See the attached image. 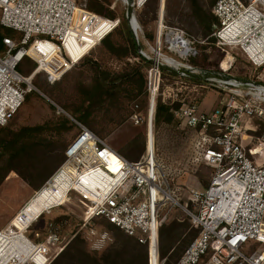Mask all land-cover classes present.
I'll return each mask as SVG.
<instances>
[{"label":"built area","instance_id":"2783aa9c","mask_svg":"<svg viewBox=\"0 0 264 264\" xmlns=\"http://www.w3.org/2000/svg\"><path fill=\"white\" fill-rule=\"evenodd\" d=\"M124 1L127 10L128 0ZM148 1L132 0L129 24L141 46L140 54L168 64L162 52L166 49L173 54L168 56L176 68L206 75V81L219 83L229 93L211 112L196 105L176 111L187 126L200 132L196 159L212 166L214 173L207 187L188 190L184 208L197 233L173 264H264V162L259 160L263 152L255 153L242 141L248 119L258 117L264 122V0H217L212 8L219 24L209 37L221 49H239L260 71L256 78L244 80L229 73L230 66L207 74L195 64L193 60L201 53L199 44L205 41L168 24L161 9L154 44L149 43L155 56L148 55L141 45L143 30L137 19V12ZM121 23L120 17L99 14L78 0H0V128L13 119L32 89L30 83L24 87L28 80L18 70L24 59L35 62L36 70L55 82ZM48 44L51 50H45ZM76 48L80 52L74 54ZM162 75L161 66L150 62L148 111L144 115L136 104L131 114L133 123L145 124L147 130L145 151L138 159L128 158L71 117L78 132L67 145L64 161L34 194L52 186L70 198L76 195L86 203L81 207V229L94 250L110 240L106 228L92 223L102 219L145 245L148 264H167V257L161 255L160 230L169 219L166 206L174 200L155 138L151 143L149 136L154 132ZM62 205L44 209L39 217ZM31 224L24 225L22 233L11 232V225L0 229V264H52L68 245L59 222L49 221L34 238L26 233Z\"/></svg>","mask_w":264,"mask_h":264},{"label":"rangeland","instance_id":"374dc122","mask_svg":"<svg viewBox=\"0 0 264 264\" xmlns=\"http://www.w3.org/2000/svg\"><path fill=\"white\" fill-rule=\"evenodd\" d=\"M91 5L93 1L103 5V13L120 17L122 23L108 39L114 44V51L101 42L88 55L77 62L63 77L50 82L44 71L36 70L37 64L26 58L20 65V71L32 86L23 105L13 119L0 128V137L9 138L21 126H36L52 123L48 130L36 134L30 152L17 155L12 161L8 156L0 162V229L10 226L12 231L24 229L30 225L27 235L34 238L35 233L42 234L49 221L61 224L68 236L65 251L52 264H147L146 249L136 238L127 235L118 228L107 227L106 221L95 219L92 223L99 229L110 232V240L99 250H94L84 236L82 205L76 195L65 200L62 206L32 222L24 223L22 212L31 197L49 179L64 158V147L77 134L78 128L73 118L83 122L114 148L130 159H137L145 151L146 125H136L131 120L135 105L138 104L144 115L148 111L147 70L149 59L128 49L129 36L134 38L126 18L124 0H78ZM149 0L137 12V19L142 27L141 45L148 55L155 56L150 47L154 44L157 19L164 11L168 24L184 28L204 43L199 44L200 56L194 59L207 74L219 72L221 67L230 66L229 73L241 78H256L260 71L256 69L237 48L221 49L206 32L201 23L204 13H212L216 0ZM130 29V30H129ZM8 31V30H7ZM6 31V32H7ZM131 32V33H130ZM12 33V32H11ZM209 37V38H208ZM208 38V39H207ZM51 50L52 44L44 45ZM80 52V50L73 51ZM166 55H173L162 49ZM34 70H36L34 72ZM110 74L109 81L119 75L133 74L124 83L100 86L98 71ZM34 72V74H33ZM33 74V75H32ZM177 75V74H176ZM30 77V78H29ZM126 78V77H125ZM140 84L143 88H140ZM198 85V86H197ZM110 89V90H109ZM228 90H222L214 81H193L186 76L163 74L158 101L174 106V119L171 122H154V138L158 159L163 167L174 200L167 206L169 219L164 225L161 238L162 252H167V264H172L196 236L184 206L189 202L190 187L205 188L209 185L214 168L196 159V141L200 132L187 126L176 111L187 105H196L199 110L211 112L228 98ZM86 118V120H85ZM65 123L67 129H59L56 123ZM243 143L254 148L256 153L263 149L259 157L264 162V122L258 117L244 123ZM60 162V163H59ZM8 165L13 169L4 174ZM32 179L31 183L26 178ZM23 179L19 185V179ZM44 183V184H43ZM20 187V188H19ZM178 201V202H177ZM191 207V204L189 203ZM14 215L9 221L2 222V217ZM39 217V218H38ZM38 218V219H37ZM37 219V220H36Z\"/></svg>","mask_w":264,"mask_h":264},{"label":"trees","instance_id":"16d2710c","mask_svg":"<svg viewBox=\"0 0 264 264\" xmlns=\"http://www.w3.org/2000/svg\"><path fill=\"white\" fill-rule=\"evenodd\" d=\"M192 4H193V6L195 8H199V3H198L197 0H193ZM86 6H87L88 9H90L92 11H95V12H97L99 14H102V15H105V16H108V17H116V16H110V15H107V14L103 13V5L97 3L96 1H93L90 6H88V4L86 3ZM203 13H204V16H203V19H202L201 23H204L205 24L206 32H208L209 34H211L213 32L214 28H216L218 26V24H219L218 19H217V17L213 13H210V12H203ZM11 32H12L11 30H8L7 31V34H9ZM111 34H113V33H111ZM111 34L108 35L105 39H103L102 42L107 45V47H108V49L110 51H114V49H115L114 44L110 43V41L108 40L110 38ZM2 38H3V34H0V49L3 47V40H2ZM212 39H214V38H212ZM136 47L137 46L134 43V41H133V39L131 38V35H130L129 36L128 49L129 50H133L136 53ZM20 65L18 67V70L19 71H20ZM149 66H150V62H149ZM98 74H99V78H100V80H99L100 86H106L107 84H110L113 89L115 88V85H119V84L124 83L127 78H129V79H132L133 78L134 79L133 74H127L125 76L124 75H119L116 79H113V80L109 81V76H110L109 73H107L105 71H102V70H99L98 71ZM163 74H170V75H173V76H177L176 74H174V73H172L170 71H167L165 69L163 70ZM186 78H188L190 80H193V81H197V82L198 81H201V79L195 78V77H189V76H187ZM145 85H147V81L145 82ZM140 88H143V85L142 84H140ZM174 116H175L174 115V106L168 105V104H165V103H162L160 101L157 102V107H156V112H155V120H154L155 123L158 124L161 121L171 122V121H173ZM85 120H86V118H85ZM56 124H57L56 126H58V128L61 129V130H63V129L66 130L67 129V125L65 123H63V122L62 123L61 122L60 123H56ZM52 125H53L52 123H46V124L36 125V126H21L16 131L13 132V135L11 137L6 138V137H2L1 136L0 137V162L2 160H4V158H6V156H8V158H10L9 160L12 161L17 155L23 154V153H26V152H30V150H32L33 142H34V138H35L36 134H38L39 132H42V131H45V130L50 129L52 127ZM67 145L68 144H66V146L64 147V151H63L64 158L63 159H60V162L61 163L65 159V150L67 148ZM61 163H60V165H61ZM11 169H13V167L11 165H8L6 167V169L4 170V174L7 173ZM0 170H1V167H0ZM1 180H2V177L0 176V181ZM22 180L23 179H19V185H20V183H21ZM27 180L30 183L32 182L31 181L32 179H30V178H28ZM13 215H14V213L11 214L10 216L4 214L3 217H2V222L9 221ZM106 224H107V227L109 229H111V228H118V227H115L114 225L109 224L107 222H106ZM164 225L161 227V230H160V238H162V235L164 234ZM139 244L142 245V246H144L145 249H146V263L148 264L147 248H146L145 245H143L141 243H139ZM65 249L63 250V252L65 251ZM183 251H182V253H183ZM166 253L167 252H162V249H161V255L162 256H165V255L167 256ZM179 256L176 258V260L179 258Z\"/></svg>","mask_w":264,"mask_h":264},{"label":"bare ground","instance_id":"6f19581e","mask_svg":"<svg viewBox=\"0 0 264 264\" xmlns=\"http://www.w3.org/2000/svg\"><path fill=\"white\" fill-rule=\"evenodd\" d=\"M162 9L163 7L161 8V10ZM77 50L79 49H72V52ZM164 58L168 61V64L176 67L175 62L170 56L164 55ZM149 136L152 143V140L154 138L153 130L150 132ZM65 200H68V196L61 188L57 191H55L52 186L45 188L38 194L33 195L28 204L23 209L22 212L25 214L24 216H22L24 223L32 222L33 219L43 213L44 209L52 207L57 203H63ZM11 232L13 231L11 230ZM17 232L22 233V230H19Z\"/></svg>","mask_w":264,"mask_h":264},{"label":"water","instance_id":"95a60500","mask_svg":"<svg viewBox=\"0 0 264 264\" xmlns=\"http://www.w3.org/2000/svg\"><path fill=\"white\" fill-rule=\"evenodd\" d=\"M133 11H134V9L132 6V0H128L127 10H126V18H127L129 23L131 22V17H132ZM140 49H141V46L138 44L137 50L139 53H141ZM149 61L151 63H158L163 70L165 69V70L170 71V72L177 74V75H185V76L195 77V78H199V79H207L206 75L194 74L185 68H176V67H173L172 65H169L167 63L157 62L155 59H152V58H150ZM236 78L240 79V80H244L241 77H236Z\"/></svg>","mask_w":264,"mask_h":264},{"label":"crops","instance_id":"0c3cea01","mask_svg":"<svg viewBox=\"0 0 264 264\" xmlns=\"http://www.w3.org/2000/svg\"><path fill=\"white\" fill-rule=\"evenodd\" d=\"M243 140H244V137H243ZM242 140V141H243ZM261 151H263V149H259L256 153H260ZM144 153V152H143Z\"/></svg>","mask_w":264,"mask_h":264}]
</instances>
